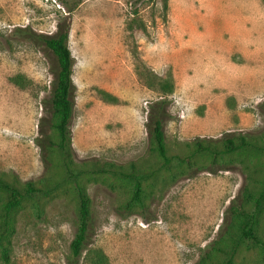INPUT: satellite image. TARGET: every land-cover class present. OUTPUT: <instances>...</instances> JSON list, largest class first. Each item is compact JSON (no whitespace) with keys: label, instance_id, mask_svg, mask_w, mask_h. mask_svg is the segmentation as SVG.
<instances>
[{"label":"rangeland","instance_id":"rangeland-1","mask_svg":"<svg viewBox=\"0 0 264 264\" xmlns=\"http://www.w3.org/2000/svg\"><path fill=\"white\" fill-rule=\"evenodd\" d=\"M64 16L75 59V158L134 162L154 172L143 181L142 203L131 208L125 206L132 181L113 174L82 179L92 198L89 246L102 248L107 264H196L219 237L233 199L264 174V154L234 152L224 158L226 169L217 164L215 172L206 167L207 154L193 157V171L161 168L146 122L149 105L162 94L139 77L137 66L173 75L165 122L170 153L186 154L197 136L263 132L264 0H167L166 8L164 0H0V170L23 181L46 174L55 180L62 172L57 154L46 171L37 141L43 131L54 134L52 53L13 30L54 33ZM17 74L25 87L12 80ZM73 187L49 197L42 218L30 202L19 210L9 264H66L78 221ZM235 260L264 264L250 243Z\"/></svg>","mask_w":264,"mask_h":264},{"label":"trees","instance_id":"trees-1","mask_svg":"<svg viewBox=\"0 0 264 264\" xmlns=\"http://www.w3.org/2000/svg\"><path fill=\"white\" fill-rule=\"evenodd\" d=\"M67 5L69 11L73 6ZM165 8L167 0H164ZM132 29L133 24L130 22ZM140 26H144L139 22ZM13 34L42 44L52 53V80L50 94L52 132L41 133L37 138L42 149L46 171L55 165L54 154L58 156L61 176L53 180L44 175L38 180H21L13 171L0 170V262L9 264L11 260L13 237L17 229V214L30 202L37 218L44 215L45 201L53 196L60 187L73 184L78 200L77 227L69 244L66 264H107L108 256L102 248L89 246L93 233L92 198L82 179L86 176L113 174L133 182L132 193L126 202V208L142 203L143 181L154 172L144 170L136 163L119 164L100 158L77 160L72 145L71 120L75 107L76 86L73 81L74 56L69 46L70 22L67 16L60 19L54 33L38 32L30 26H17ZM137 73L149 86L162 94L149 105L146 127L153 144V152L161 159V168L185 166L194 170L193 157L207 154L210 163L208 171L215 172V165L225 167V156L242 150H252L264 154V130L255 132H227L221 137L197 136L186 143L188 152L170 153L166 141L165 122L170 116L168 96L174 91L175 84L171 72L162 76L151 69L137 66ZM21 87L26 86L22 74L12 77ZM104 98L117 101V96L101 90ZM110 97V98H108ZM247 167V166H246ZM251 174V172H249ZM255 186L245 185L240 195L233 199L226 211V219L219 237L211 242L196 264H237L235 258L245 243L260 249L264 257V174L252 180ZM222 256L220 262L215 258Z\"/></svg>","mask_w":264,"mask_h":264}]
</instances>
